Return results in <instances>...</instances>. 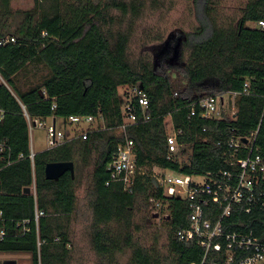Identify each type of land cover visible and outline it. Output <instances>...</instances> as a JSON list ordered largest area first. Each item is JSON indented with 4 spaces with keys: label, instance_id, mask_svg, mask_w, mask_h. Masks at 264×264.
<instances>
[{
    "label": "trees",
    "instance_id": "obj_1",
    "mask_svg": "<svg viewBox=\"0 0 264 264\" xmlns=\"http://www.w3.org/2000/svg\"><path fill=\"white\" fill-rule=\"evenodd\" d=\"M193 1L197 28L171 33L153 60L139 65L130 60V32L107 28L111 7L127 14L124 0H36L33 8L16 11L0 5V40L15 37L0 44V144L6 148L0 151V231H5L0 251L32 255L29 263L0 264L69 263L71 238L65 221L77 210L78 178L67 171L49 179L45 167L50 161L75 163L77 156L85 165L93 164L88 186L93 193V242L113 264H119L116 254L129 249L130 264H162L156 244L145 247L134 238L139 230L136 206L146 207L150 200L169 209L167 239L175 264H225L214 251L206 255L197 239L177 235L189 226L191 211L183 198L166 193L159 182L163 173L152 165L192 175L218 173L230 167L229 140L255 130L256 152L264 156V28L258 24L264 20V0H248L228 24L216 14L214 0ZM138 10L132 5L134 15ZM12 16L17 20L11 22ZM182 48L189 55L179 64L174 60ZM135 83L149 95L150 118L131 124L125 135L114 129L124 120L125 93L120 88ZM207 95H227L221 117L203 116L197 102ZM135 109L143 113L139 105ZM25 111L32 118L59 116L65 121L72 114L94 115L102 126L86 138L67 137L32 158ZM167 117L178 144L192 147L187 159L169 150ZM126 136L135 142L137 172L131 189L111 180L109 168ZM248 150L243 147L240 155ZM28 186L31 191L25 192ZM37 212H42L38 219ZM225 227L263 237L264 209L246 213L236 208Z\"/></svg>",
    "mask_w": 264,
    "mask_h": 264
},
{
    "label": "built area",
    "instance_id": "obj_2",
    "mask_svg": "<svg viewBox=\"0 0 264 264\" xmlns=\"http://www.w3.org/2000/svg\"><path fill=\"white\" fill-rule=\"evenodd\" d=\"M258 24L264 28V20H260ZM8 40L14 41L15 37L4 38L0 40V44ZM1 80L3 77L0 73ZM245 86V91H247L249 83L246 82ZM124 93V120L114 129L127 135L131 124L150 118L146 113L150 98L141 83L126 86ZM224 101V98L219 95H207L197 104L202 109L203 116L221 117L223 111L226 110ZM195 104L191 114L196 112ZM136 105L143 110L141 115L136 111ZM234 112L235 110H232V113ZM3 115L4 110L0 108V121ZM25 115L29 129L33 124H45L44 119L46 118H32L27 111ZM66 121L73 125L77 124V127H81V123H87L84 130L74 134V136L86 138L89 131L95 128L96 117L72 114ZM257 132L258 130H255L247 136V142L243 141L241 136L232 137L229 140L232 148L228 158L230 167L218 173L203 176L204 180H198L197 175L170 170L164 171L159 178L160 185L166 193L183 198L191 211L189 226L179 229L177 235L185 240L197 239L205 247L206 255L214 251L216 258H223L225 264H264V236L261 237L253 230H232L225 227V221L232 216L236 208L246 213H251L255 209H264V156L256 152ZM48 136L53 147L68 137L63 130L57 128L55 117L48 126ZM167 141L169 150L177 152V134L169 133ZM243 147L249 149L248 153L240 155ZM5 149V145L0 144V151H5ZM35 153L32 149L30 156L34 158ZM109 168L111 180L121 181L126 189H131L137 172L133 139L126 136V141L118 147V152ZM157 205L160 206L161 203L157 202ZM41 213H36V219ZM4 234L5 231L1 230L0 239ZM244 250L247 253L242 256Z\"/></svg>",
    "mask_w": 264,
    "mask_h": 264
},
{
    "label": "rangeland",
    "instance_id": "obj_3",
    "mask_svg": "<svg viewBox=\"0 0 264 264\" xmlns=\"http://www.w3.org/2000/svg\"><path fill=\"white\" fill-rule=\"evenodd\" d=\"M128 4L127 14L122 13L119 7H111L107 12V28L129 33L128 51L130 60L135 64H141L146 60H153L157 51L169 38L171 33L179 34L182 31H191L197 28L199 21L195 13L193 0H124ZM248 0H214L213 6L221 22L228 24L235 21ZM46 6V1H44ZM36 0H14V6L19 10L33 8ZM139 8L137 15L132 11V5ZM48 3V9H49ZM255 25V23H249ZM189 55V49L182 48L175 55L177 63H183ZM39 75V74H38ZM24 82V80H23ZM121 93L125 91L120 88ZM224 100H227L225 95ZM226 103V102H225ZM53 116L44 119L45 124H33L30 129L31 145L35 152H40L53 147L49 142L48 126L53 121ZM57 128L63 130L68 137L82 131L88 125L81 123L70 124L62 117H56ZM168 131L173 132L171 118L167 117ZM101 125V121L94 123V127ZM192 151L190 144L179 145L178 153L181 158L187 159ZM96 157L93 153L92 159ZM93 164L85 165L80 157L75 159V176L78 178V204L76 212L65 221L70 233L71 244L69 247L70 261L68 264H113L107 255L100 254L93 242V211L90 201L93 193L89 189V176ZM153 170L161 174L165 170L152 165ZM198 180H204L202 175H197ZM33 190V188H32ZM158 212L159 215L155 216ZM169 209L167 206H158L154 200H150L148 206L137 204L134 221L139 226L136 230L137 243L150 247L156 244L162 257V264H175L174 254L168 248L167 232L169 229ZM131 250L116 254L119 264H130ZM15 260L19 263H29L32 260L30 252L26 251H0V263Z\"/></svg>",
    "mask_w": 264,
    "mask_h": 264
},
{
    "label": "water",
    "instance_id": "obj_4",
    "mask_svg": "<svg viewBox=\"0 0 264 264\" xmlns=\"http://www.w3.org/2000/svg\"><path fill=\"white\" fill-rule=\"evenodd\" d=\"M243 141L247 142L248 138L243 137ZM69 171L72 176L75 175V163L73 160H58V161H50L46 164L45 167V175L49 179H58L64 173ZM31 187L28 186L25 188V192H30ZM159 213L156 212L155 216H158ZM169 216V215H168Z\"/></svg>",
    "mask_w": 264,
    "mask_h": 264
},
{
    "label": "crops",
    "instance_id": "obj_5",
    "mask_svg": "<svg viewBox=\"0 0 264 264\" xmlns=\"http://www.w3.org/2000/svg\"><path fill=\"white\" fill-rule=\"evenodd\" d=\"M1 5V4H0ZM1 7H3V8H10L11 10H13V11H16V10H19V9H17L15 6H14V0H10L9 1V3L8 4H2L1 5ZM17 19H15L13 16L10 18V21L11 22H14V21H16ZM11 37V36H10ZM9 38V37H8ZM23 80H25V78L23 79ZM48 118V117H47ZM56 118V117H55ZM52 119H54V116H53V118ZM56 120H57V118H56Z\"/></svg>",
    "mask_w": 264,
    "mask_h": 264
}]
</instances>
